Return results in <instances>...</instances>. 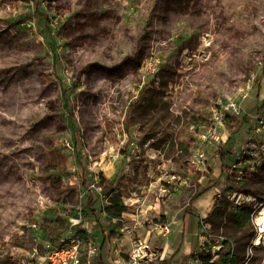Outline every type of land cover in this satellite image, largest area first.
<instances>
[{"label":"rangeland","instance_id":"1","mask_svg":"<svg viewBox=\"0 0 264 264\" xmlns=\"http://www.w3.org/2000/svg\"><path fill=\"white\" fill-rule=\"evenodd\" d=\"M243 195L239 264H264V0H0V264H37L53 207L129 237L126 264H224L240 232L209 218Z\"/></svg>","mask_w":264,"mask_h":264},{"label":"trees","instance_id":"2","mask_svg":"<svg viewBox=\"0 0 264 264\" xmlns=\"http://www.w3.org/2000/svg\"><path fill=\"white\" fill-rule=\"evenodd\" d=\"M54 61L56 62V64L58 63V59L56 58V56H54ZM259 91L261 90L259 89ZM221 159H222V163H225L226 161H230L231 159L230 152L222 153ZM225 169L229 170L230 168L229 166H226ZM84 185H86L85 181H84ZM88 188L89 187H87V189ZM228 191L229 194L239 192L235 188H230ZM202 195L203 193L194 195V197L190 200L187 206L185 214L188 215L194 214V210H196L195 204L199 199L202 198ZM93 200H94L93 195L90 194L86 203V207H87V211H92V213L95 214V210H93V205H94ZM127 212H128V207L124 204L120 195H113L110 198L109 206L106 208L107 216L111 219H115V218L120 219L123 213H127ZM252 212L253 209L249 206L240 207L236 210H229L228 203L226 200H224L220 202L216 212L209 218L213 226H215L216 224L220 226L221 223H225V225L226 224L229 225V227L232 230H234L235 233L240 232V235L236 237V248L231 253L229 252L224 264H239L245 260V256H246L245 254L247 248V242L245 239L253 235V231L248 229V227L251 225ZM71 218L74 219L79 218L78 208L71 210V213L64 217L61 215L60 209L57 207H53L48 210H45L44 212H42L41 215V219L43 221L42 229L40 231L35 230L33 234L34 236H36L37 234H41V238H43L44 241L54 242L68 228L70 223L69 221ZM77 231L82 236V239L84 240V244H87L89 240L87 238L86 231L81 229V227H79ZM208 256L210 257V255Z\"/></svg>","mask_w":264,"mask_h":264},{"label":"built area","instance_id":"3","mask_svg":"<svg viewBox=\"0 0 264 264\" xmlns=\"http://www.w3.org/2000/svg\"><path fill=\"white\" fill-rule=\"evenodd\" d=\"M214 120L219 122L221 114L219 112H214L213 114ZM203 155H200L202 157ZM197 157L194 153L192 154V158ZM204 163V162H203ZM202 163V164H203ZM236 200V205L238 207L249 206L253 209L251 219H254L255 216V202L253 201L252 196L243 195L240 196ZM113 222L120 219H112ZM258 221V219L256 220ZM68 228L60 235V237L54 241H43L42 245L44 248L43 255L39 253V249H34V254L38 259L37 264H93V260L100 252V247L95 242H88L84 244V240L82 236L78 233V228L82 225V210L80 208L79 218L74 219L71 218L69 221ZM258 223V222H257ZM261 231L258 225L257 234ZM152 232H158L163 236H169L172 233V228L169 224L156 225ZM84 245H87L86 257L84 258L82 254V248ZM195 262L200 261V257L198 254H194L193 256Z\"/></svg>","mask_w":264,"mask_h":264},{"label":"crops","instance_id":"4","mask_svg":"<svg viewBox=\"0 0 264 264\" xmlns=\"http://www.w3.org/2000/svg\"><path fill=\"white\" fill-rule=\"evenodd\" d=\"M197 202H196V204H197ZM128 212H129V208H128ZM127 213H123V214H127ZM95 230H98V228H96ZM85 231L87 233V238H88L89 242L94 241L100 247V252L97 255L99 257V259H100L99 263L97 261L94 262V260H95L94 259L93 260L94 264H126V262H127L126 260L127 259H126L125 256H123L125 254H123L121 256L120 252L122 253L123 251H128V250L134 248L133 243H129V237L126 236L124 238L122 237L119 240H117V239H115V237L113 238L111 236L113 229H111V228L110 229H106L105 227H103V228L100 227V230H98L97 232H91L89 230H85ZM151 237L152 236H150V239H151ZM117 242H118V244H117ZM167 242H165L163 244H160V245H162L161 247H165L166 246L165 247L166 251H168L169 247L171 246ZM200 243H199V245H200ZM117 246L120 249L118 251H115V248ZM86 250H87V247H86ZM83 256H84V258L86 257V251L83 254ZM165 256L167 257V254H165Z\"/></svg>","mask_w":264,"mask_h":264},{"label":"bare ground","instance_id":"5","mask_svg":"<svg viewBox=\"0 0 264 264\" xmlns=\"http://www.w3.org/2000/svg\"><path fill=\"white\" fill-rule=\"evenodd\" d=\"M204 203V202H203ZM262 217L258 219V225L261 229L255 237V245L256 246H261L262 243L264 242V210L261 213Z\"/></svg>","mask_w":264,"mask_h":264}]
</instances>
